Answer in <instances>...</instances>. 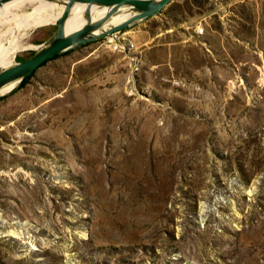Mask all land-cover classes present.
<instances>
[{
	"label": "rangeland",
	"instance_id": "rangeland-1",
	"mask_svg": "<svg viewBox=\"0 0 264 264\" xmlns=\"http://www.w3.org/2000/svg\"><path fill=\"white\" fill-rule=\"evenodd\" d=\"M0 264H264V0H176L0 96Z\"/></svg>",
	"mask_w": 264,
	"mask_h": 264
},
{
	"label": "water",
	"instance_id": "water-1",
	"mask_svg": "<svg viewBox=\"0 0 264 264\" xmlns=\"http://www.w3.org/2000/svg\"><path fill=\"white\" fill-rule=\"evenodd\" d=\"M22 0H0V9ZM50 3H67V9L59 22L56 23L55 33L43 44L37 46L34 54L21 62L15 63L10 67L0 69V94L9 87H12L9 94L18 89L27 79H29L44 63L56 55H61L71 51L73 48L87 42L107 36L116 31L128 29L137 24L143 23L151 17L159 15L166 7L172 5L176 0H39ZM81 3L89 6L107 8L110 10L107 17L98 22L91 23L71 35L66 34V22L74 4ZM126 10L133 17H129L119 24L108 26L96 33L97 29L109 17H112L120 10ZM87 16L89 13L87 12ZM90 19V16L88 17ZM16 60V57H15Z\"/></svg>",
	"mask_w": 264,
	"mask_h": 264
},
{
	"label": "bare ground",
	"instance_id": "bare-ground-1",
	"mask_svg": "<svg viewBox=\"0 0 264 264\" xmlns=\"http://www.w3.org/2000/svg\"><path fill=\"white\" fill-rule=\"evenodd\" d=\"M67 5L68 2L50 3L39 0H22L0 9V26L5 27V25L10 24L3 34L0 33L1 39H7L9 38L7 36H11L16 40L13 52L10 55L0 57V65L3 64L6 68L14 65L16 53L23 49L24 43L22 40L27 36V33L35 28L43 27L45 24H56L59 22L67 9ZM87 12L90 19L87 16ZM109 12L110 10L107 8L92 7L81 3L74 4L66 22V34L71 35L74 32L82 30L89 21L94 23L104 19L108 16ZM133 16L134 14H130L122 9L112 17H109V19L107 18L97 29L96 33H100L101 30L108 26L119 24ZM29 48L37 49V46L31 45ZM11 89L12 87L5 89L0 95L8 93Z\"/></svg>",
	"mask_w": 264,
	"mask_h": 264
},
{
	"label": "trees",
	"instance_id": "trees-1",
	"mask_svg": "<svg viewBox=\"0 0 264 264\" xmlns=\"http://www.w3.org/2000/svg\"><path fill=\"white\" fill-rule=\"evenodd\" d=\"M58 56H59V55H56V56L52 57L51 59H54V58H56V57H58ZM51 59H50V60H51ZM47 62H48V61H47ZM47 62H46V63H47ZM46 63H44L43 65H45ZM43 65H42V66H43ZM30 78H31V77H30ZM30 78H29V79H30ZM29 79H27V80H26L21 86L25 85V83H26ZM21 86H20V87H21Z\"/></svg>",
	"mask_w": 264,
	"mask_h": 264
},
{
	"label": "built area",
	"instance_id": "built-area-1",
	"mask_svg": "<svg viewBox=\"0 0 264 264\" xmlns=\"http://www.w3.org/2000/svg\"><path fill=\"white\" fill-rule=\"evenodd\" d=\"M201 32H203V29H201Z\"/></svg>",
	"mask_w": 264,
	"mask_h": 264
}]
</instances>
